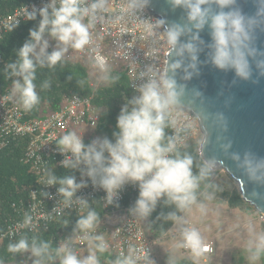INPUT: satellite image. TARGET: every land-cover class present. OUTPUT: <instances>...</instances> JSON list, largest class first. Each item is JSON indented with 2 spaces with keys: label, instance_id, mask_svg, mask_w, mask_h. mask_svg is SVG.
<instances>
[{
  "label": "built area",
  "instance_id": "obj_1",
  "mask_svg": "<svg viewBox=\"0 0 264 264\" xmlns=\"http://www.w3.org/2000/svg\"><path fill=\"white\" fill-rule=\"evenodd\" d=\"M71 6L80 16L61 32L60 53L81 57L100 72L111 66L126 70L130 87L167 112L169 135L152 150L147 163L131 169L123 152L84 151V140L101 143L96 131L100 112L91 97H66L58 109L30 118L15 88L0 89V150L12 137L29 138L25 158L37 177L27 197L13 203L16 218L0 231V241L47 227L70 211L83 214L92 200H98L105 210L101 223L70 235L67 250L75 264H80L88 244L97 246L96 234H101L98 245L111 255L134 264H157L138 213L119 204L140 188L155 192L165 165L202 135L197 117L174 108L168 99L164 68L171 36L145 0H29L0 14V39L24 21ZM57 167L62 170L53 175ZM182 247L202 254L216 250L213 241L194 229Z\"/></svg>",
  "mask_w": 264,
  "mask_h": 264
},
{
  "label": "trees",
  "instance_id": "obj_2",
  "mask_svg": "<svg viewBox=\"0 0 264 264\" xmlns=\"http://www.w3.org/2000/svg\"><path fill=\"white\" fill-rule=\"evenodd\" d=\"M27 1L0 0V14H7ZM79 16L76 6L63 7L7 31L0 39V89L15 88L17 99L30 118L58 109L66 97H91L100 112L96 131L101 143L84 140V151L123 152L129 168L136 169L147 163L152 150L168 138V118L163 115L160 105L153 103L146 94L134 91L122 67L111 66L100 72L81 57L68 58L52 48L39 56L34 54L37 40H50L56 45L61 32ZM28 140L27 137H12L0 150V231L9 220L16 218L13 203L25 199L36 184L37 177L25 158ZM199 144V141H193L176 152L165 165L155 192L140 188L119 204L138 213L149 239L165 237L181 214L193 204L222 202L246 213L256 211L241 197L237 183L226 172L212 170L203 161ZM58 170L62 169L57 167L52 174L57 175ZM104 215L100 201L92 200L83 214L70 211L47 227L27 230L13 239L2 240L0 264L21 258L31 246L39 260L54 262L62 237L98 226ZM99 235L94 236L95 249L100 254H109L98 245ZM116 259L122 264H134ZM175 264L196 263L186 257Z\"/></svg>",
  "mask_w": 264,
  "mask_h": 264
},
{
  "label": "water",
  "instance_id": "obj_3",
  "mask_svg": "<svg viewBox=\"0 0 264 264\" xmlns=\"http://www.w3.org/2000/svg\"><path fill=\"white\" fill-rule=\"evenodd\" d=\"M145 1L171 36L170 104L197 117L203 161L264 215V0Z\"/></svg>",
  "mask_w": 264,
  "mask_h": 264
},
{
  "label": "rangeland",
  "instance_id": "obj_4",
  "mask_svg": "<svg viewBox=\"0 0 264 264\" xmlns=\"http://www.w3.org/2000/svg\"><path fill=\"white\" fill-rule=\"evenodd\" d=\"M58 45L59 42L55 45L50 40H37L33 51L36 56L51 48L58 52ZM197 140L200 142L202 135ZM188 222L194 224L195 229L201 232L205 240L214 242L217 247L214 254L183 249V240L188 233ZM263 222L264 215L257 211L246 213L231 208L226 203L193 204L181 214L168 234L152 240L151 246L157 264H175L186 257L191 258L196 264H264ZM70 237L69 235L62 237L60 251L54 262L46 263L39 260L31 246L21 258L5 264H72L70 259L72 254L67 250Z\"/></svg>",
  "mask_w": 264,
  "mask_h": 264
},
{
  "label": "crops",
  "instance_id": "obj_5",
  "mask_svg": "<svg viewBox=\"0 0 264 264\" xmlns=\"http://www.w3.org/2000/svg\"><path fill=\"white\" fill-rule=\"evenodd\" d=\"M192 229L197 230V229H195V226L192 222H188V233ZM197 231L200 232L199 230H197ZM188 233H187V235H188ZM210 241H212V240H210ZM95 248L96 247H94V245L88 244L82 252V256L80 257L81 258L80 263H82V264H122V263H120V261L118 259H116V256L111 255V254H100L97 252V249H95ZM216 249H217V247H216ZM215 252H216V250H215ZM127 263H132V262L127 261Z\"/></svg>",
  "mask_w": 264,
  "mask_h": 264
}]
</instances>
